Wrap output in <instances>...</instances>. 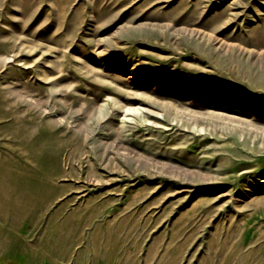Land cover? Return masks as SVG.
Wrapping results in <instances>:
<instances>
[{
    "label": "rangeland",
    "instance_id": "obj_1",
    "mask_svg": "<svg viewBox=\"0 0 264 264\" xmlns=\"http://www.w3.org/2000/svg\"><path fill=\"white\" fill-rule=\"evenodd\" d=\"M0 264H264V0H0Z\"/></svg>",
    "mask_w": 264,
    "mask_h": 264
}]
</instances>
